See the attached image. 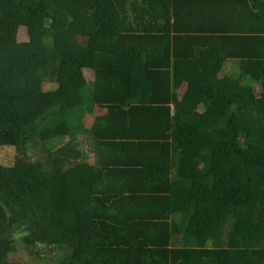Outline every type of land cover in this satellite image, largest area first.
Wrapping results in <instances>:
<instances>
[{
	"label": "trees",
	"instance_id": "trees-1",
	"mask_svg": "<svg viewBox=\"0 0 264 264\" xmlns=\"http://www.w3.org/2000/svg\"><path fill=\"white\" fill-rule=\"evenodd\" d=\"M6 150L0 264H264V0H0Z\"/></svg>",
	"mask_w": 264,
	"mask_h": 264
},
{
	"label": "rangeland",
	"instance_id": "rangeland-1",
	"mask_svg": "<svg viewBox=\"0 0 264 264\" xmlns=\"http://www.w3.org/2000/svg\"><path fill=\"white\" fill-rule=\"evenodd\" d=\"M17 40L18 42L20 43H23V42H27L28 41V37H27V31L25 28H20L19 31H18V34H17ZM232 68V63H228L226 65V71H224L225 73H228L230 72L229 69ZM90 78V77H89ZM56 86L55 84H46L44 86V89L45 90H54L56 89ZM256 90L259 92L260 91V87L259 86H256L255 87ZM66 142V139H59V140H55L53 142V144L56 146V147H60L62 146L64 143ZM31 149H29V156H31ZM14 151L12 150H6V151H3L1 152V157H0V163L2 165H11L13 160H14ZM47 252V251H46ZM11 261L14 262L15 264H36V261L34 259H31L30 257H28L25 252L22 250V247L21 246H18V252L14 255L11 256ZM55 261V256H53L52 260L50 261H47L45 259H42L40 262L41 263H49L50 262H54Z\"/></svg>",
	"mask_w": 264,
	"mask_h": 264
},
{
	"label": "crops",
	"instance_id": "crops-1",
	"mask_svg": "<svg viewBox=\"0 0 264 264\" xmlns=\"http://www.w3.org/2000/svg\"><path fill=\"white\" fill-rule=\"evenodd\" d=\"M240 1H245V0H240ZM215 14L217 13V12H214ZM211 18H213V17H210L209 19H211ZM234 67V64L232 63V68ZM227 69H225V71H226ZM229 70H231V69H229Z\"/></svg>",
	"mask_w": 264,
	"mask_h": 264
}]
</instances>
